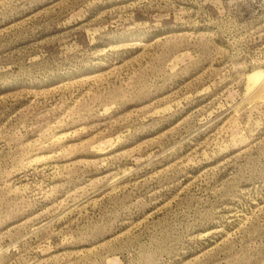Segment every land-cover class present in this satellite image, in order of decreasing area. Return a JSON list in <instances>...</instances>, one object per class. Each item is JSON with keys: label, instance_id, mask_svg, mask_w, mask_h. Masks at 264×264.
<instances>
[{"label": "rangeland", "instance_id": "374dc122", "mask_svg": "<svg viewBox=\"0 0 264 264\" xmlns=\"http://www.w3.org/2000/svg\"><path fill=\"white\" fill-rule=\"evenodd\" d=\"M255 72L264 0H0V264H264Z\"/></svg>", "mask_w": 264, "mask_h": 264}, {"label": "bare ground", "instance_id": "6f19581e", "mask_svg": "<svg viewBox=\"0 0 264 264\" xmlns=\"http://www.w3.org/2000/svg\"><path fill=\"white\" fill-rule=\"evenodd\" d=\"M256 72L253 74V76H251V80L254 81V91L255 94H257V96L261 97L263 96V89H264V76H259L258 78H256L255 80L253 79V77H255ZM252 88V87H251Z\"/></svg>", "mask_w": 264, "mask_h": 264}]
</instances>
